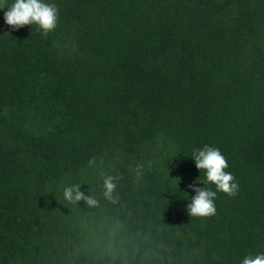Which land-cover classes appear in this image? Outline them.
I'll return each instance as SVG.
<instances>
[{
	"label": "trees",
	"instance_id": "obj_1",
	"mask_svg": "<svg viewBox=\"0 0 264 264\" xmlns=\"http://www.w3.org/2000/svg\"><path fill=\"white\" fill-rule=\"evenodd\" d=\"M45 2L58 7L46 37L0 9V264L264 254V0ZM204 145L239 187L197 218L190 155ZM70 185L97 206L66 201Z\"/></svg>",
	"mask_w": 264,
	"mask_h": 264
},
{
	"label": "clouds",
	"instance_id": "obj_2",
	"mask_svg": "<svg viewBox=\"0 0 264 264\" xmlns=\"http://www.w3.org/2000/svg\"><path fill=\"white\" fill-rule=\"evenodd\" d=\"M7 6L4 12V22L13 30L24 26L35 25L37 31L46 37L54 31L58 21V7L45 0H0V9ZM196 168L204 172L201 181L204 187L189 184L195 195L191 197L190 203L186 205L187 214L191 217L207 218L216 214L215 198L217 192H223L229 197L238 193V184L230 172H226L228 162L218 148L204 145L202 148L193 150L190 155ZM117 177L106 176L103 180V196L112 203H116L118 197L115 195ZM178 180V178H176ZM208 185H214L215 191ZM63 198L71 203L83 200L88 206L95 207L98 201L79 190L78 185L66 186L63 190ZM241 264H264V254L255 256L246 255Z\"/></svg>",
	"mask_w": 264,
	"mask_h": 264
}]
</instances>
